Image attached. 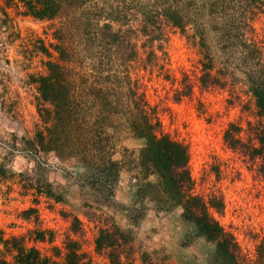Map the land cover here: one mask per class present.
Here are the masks:
<instances>
[{"label":"rangeland","instance_id":"374dc122","mask_svg":"<svg viewBox=\"0 0 264 264\" xmlns=\"http://www.w3.org/2000/svg\"><path fill=\"white\" fill-rule=\"evenodd\" d=\"M195 1L90 0L39 20L19 0H0V40L11 57L0 60V233L6 238H21L55 260H63L65 244L74 239L92 264H109L110 249L98 252L95 239L100 228L119 227L128 238L123 259L133 264H212L218 244L198 234L184 204L160 209L138 194L146 140L132 122L142 120L145 103L163 132L188 146L194 192L223 199V212L213 213L234 234L243 262L256 261L264 240L263 160L230 147L224 132L239 124L250 143L251 127L262 122L245 78L262 54L253 44L264 51V6L254 7L249 27L244 20L252 0L243 4L244 14L234 0L221 2L230 33L213 31L206 44L211 76H219L222 86L203 83L209 58L192 26L184 31L161 20L153 36L140 31L145 7L190 8ZM199 12L192 18L206 19ZM119 28L128 35L126 44L112 41L111 31ZM61 56L69 60L83 118L67 127L72 138L59 154L36 145L45 128L37 78ZM147 180L156 183L159 176L151 173ZM39 232L46 240L37 239Z\"/></svg>","mask_w":264,"mask_h":264},{"label":"trees","instance_id":"16d2710c","mask_svg":"<svg viewBox=\"0 0 264 264\" xmlns=\"http://www.w3.org/2000/svg\"><path fill=\"white\" fill-rule=\"evenodd\" d=\"M19 1L23 4L26 14L39 20H52L59 15L63 16V13L68 9L87 3L90 0ZM222 1L200 0V2H191L187 7L194 9V11H191L190 8H183L182 4L178 3L164 8L156 7V10H149L145 7L140 16V31L144 35L153 36L159 29L161 20L171 22L184 31L188 26H192L195 30L193 35L199 39L198 44L201 47V53L209 58L208 62L204 64L205 72L202 75V81L203 83L215 82L221 84L219 76H211L213 58L209 52L210 45L206 43L213 31L220 37L227 36L226 32L230 33V29L226 27L229 25L227 24L228 21L225 16H222ZM245 1L234 0V2H237L236 6L242 14L245 13L242 10ZM197 3L200 5L198 6ZM250 5L252 7L247 5L246 10L252 12V14H246L244 22L252 27L250 19L254 18V7L264 6V0H252ZM199 10V15H205L206 19L192 18L193 14ZM210 22L215 25L213 29L208 28ZM106 25L110 26V24ZM111 33L114 43L120 44L122 42L126 44L128 42V40H125L128 36L127 33L122 34L120 28L114 32L111 31ZM108 35L110 34L108 33ZM240 35L244 37L241 40L242 43L245 46H250L251 42H249L245 33ZM253 46L254 51L262 54L257 57L258 59L256 58V62L250 60L245 79L249 91L255 98V105L262 122L256 127H251L250 143L243 141L241 136L242 126L236 123H231L225 129L224 138L230 147L241 149L250 158L260 157L263 160L261 167L264 170V51L256 44H253ZM57 47L60 53L64 51V42L57 44ZM68 63L69 60L65 56L59 57L58 60H50L47 62L46 73L37 78L40 91L38 110L45 128L38 130V143L36 145L43 149L55 150L59 154L61 149L69 143L68 138H72L67 127H72V124L83 118L79 113L82 101L72 88L73 80L70 78ZM221 85L223 86V84ZM146 107L147 105L144 103L141 108L142 120L137 118L132 122L135 134L146 140L141 161L145 178L139 187V196L155 201L156 206L160 209L174 208L184 204V216L196 223L198 234L218 244L212 256V264H247L241 258L239 244L234 234L226 230L225 226L213 213L214 210L219 213L223 212V199L212 196L207 200L194 192L195 182L189 166L190 152L188 146L163 132L161 120L150 113ZM151 173H156L159 176L158 182L154 183L147 180L148 175ZM123 232L119 227L114 228V230L100 228L95 239L98 252L110 249L108 253L109 264H133L127 259H123L125 242L128 241L127 234ZM38 235L37 239L46 240V232H39ZM65 245L63 260H55L43 256L39 249L35 247L26 246L21 238L15 236L6 238L0 233V264H92L85 252L81 250L78 241L70 239ZM8 255L12 259H9ZM251 264H264V240L258 244L257 259Z\"/></svg>","mask_w":264,"mask_h":264},{"label":"built area","instance_id":"2783aa9c","mask_svg":"<svg viewBox=\"0 0 264 264\" xmlns=\"http://www.w3.org/2000/svg\"><path fill=\"white\" fill-rule=\"evenodd\" d=\"M7 46L8 45L5 42L0 40V50L2 51V53H4V54H1V52H0V54H1L0 60L5 59V57L11 58L10 55L8 56V51H7L8 47Z\"/></svg>","mask_w":264,"mask_h":264}]
</instances>
